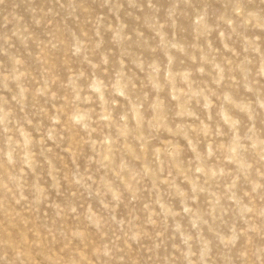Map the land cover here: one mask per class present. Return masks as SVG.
Returning a JSON list of instances; mask_svg holds the SVG:
<instances>
[{
	"label": "clouds",
	"instance_id": "obj_1",
	"mask_svg": "<svg viewBox=\"0 0 264 264\" xmlns=\"http://www.w3.org/2000/svg\"><path fill=\"white\" fill-rule=\"evenodd\" d=\"M58 2L75 20L87 11ZM121 7L109 8L115 23L89 16L91 35L54 27L35 41L24 27L3 37L0 264H264V38L246 31L264 32V9L232 0L215 24L195 9L190 48L146 17L161 61L132 57ZM58 15L41 9L34 23L53 27ZM101 30L120 47L114 66ZM13 36L36 42L38 75L10 51ZM57 49L69 58L63 80ZM177 53L190 65L177 66ZM57 88L63 103L34 120L30 101H56Z\"/></svg>",
	"mask_w": 264,
	"mask_h": 264
},
{
	"label": "rangeland",
	"instance_id": "obj_2",
	"mask_svg": "<svg viewBox=\"0 0 264 264\" xmlns=\"http://www.w3.org/2000/svg\"><path fill=\"white\" fill-rule=\"evenodd\" d=\"M67 3V0H63ZM82 4L86 12L79 13V20H75L68 17L66 12L60 8L58 0H0V44H3V37L5 35H11L17 28L27 27L35 35V41L48 40L49 33L53 31L54 27L61 29L76 28L84 29L92 33V26L87 23L89 16H95L103 13L106 17L105 22L111 20L112 23L116 22V17L109 11V8L116 3L122 5L119 9L120 19L127 25L125 32L131 36V39L126 41L125 47L129 50L132 57L136 55H143L145 59L158 58L161 61L164 60L162 52L159 48H156L159 42V37L155 35L154 31L147 26L150 23V19L146 21V17L155 15L160 21H166L165 32L168 33L169 39L175 34L176 38L183 42L186 46L191 47L195 42V33L192 17L195 9L207 8L209 23L215 24L216 17L230 8L232 0H151V3L155 6L153 9L147 7L148 0H110L106 3V0H77ZM243 4L247 8L264 9V0H242ZM136 5H144L143 11H141ZM177 5L175 24L168 20L167 12L173 6ZM54 8L59 12V15L55 18L53 27H47L40 25L37 27L34 23L36 16L39 15L40 10H47L48 8ZM139 17V19H137ZM222 27H226L221 25ZM244 31L245 29H241ZM249 35L258 34L264 38V32L258 29L249 27L246 29ZM137 32H142L143 36L138 37ZM103 37L102 51L111 52V59L113 66L117 58L120 56V47L112 40V33L110 31L101 30ZM214 46L221 48L218 34L213 31L209 37ZM235 39V38H234ZM34 40L28 42L27 48L24 44L15 36L12 37V43L15 45L10 51L15 52L18 55L24 57L27 67L33 74L38 75L40 71V63L36 60V53L38 52L37 44ZM203 43V39L200 40ZM238 46V44H237ZM7 47V45H5ZM152 48H156V51H152ZM29 51L31 55H29ZM177 55V66H188L190 61L186 56ZM69 59L64 55L62 49H57L53 53V60L56 65V72L61 77V80L66 78L65 60ZM181 61L184 63L181 64ZM73 66L78 65V61L75 59L70 60ZM9 67V60L6 55L0 53V71H4ZM130 68L133 66L130 64ZM111 75V68L109 69L108 76ZM105 77V79L108 78ZM84 83V81H81ZM34 86V85H33ZM58 98L56 101H49L44 97L38 98L36 101H30V110L34 113V120L43 118L41 108H51L53 103L59 105L63 103L60 96L63 95V90L57 88ZM242 119H244L242 117ZM258 120L264 121V114H262ZM51 143V141H49ZM60 152V149H56ZM85 155L87 149H84ZM65 159H67V153H64ZM83 159L81 165L83 166ZM130 209L121 206L120 214L127 215ZM2 219V217H0Z\"/></svg>",
	"mask_w": 264,
	"mask_h": 264
}]
</instances>
